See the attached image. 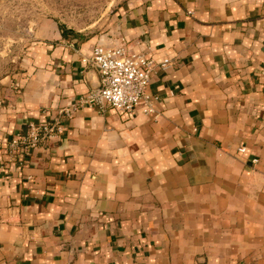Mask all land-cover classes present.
Wrapping results in <instances>:
<instances>
[{
    "label": "crops",
    "instance_id": "1",
    "mask_svg": "<svg viewBox=\"0 0 264 264\" xmlns=\"http://www.w3.org/2000/svg\"><path fill=\"white\" fill-rule=\"evenodd\" d=\"M107 2L99 32L42 20L0 89V264H264V0ZM121 38L154 62L159 116L83 106L10 158L98 85L81 58Z\"/></svg>",
    "mask_w": 264,
    "mask_h": 264
},
{
    "label": "built area",
    "instance_id": "2",
    "mask_svg": "<svg viewBox=\"0 0 264 264\" xmlns=\"http://www.w3.org/2000/svg\"><path fill=\"white\" fill-rule=\"evenodd\" d=\"M81 60L98 69V85L78 95L53 120L29 122L26 131L8 143L10 158L17 154L27 157L35 150L46 149L63 131L65 119L83 106L98 110L110 106L120 111L141 113L153 118L159 116L155 108L156 98L148 92L154 62L143 53L134 52L126 38H121L114 46L96 44L91 56L82 57ZM167 63L168 60H164L160 66L165 67ZM241 150L244 151V148Z\"/></svg>",
    "mask_w": 264,
    "mask_h": 264
},
{
    "label": "rangeland",
    "instance_id": "3",
    "mask_svg": "<svg viewBox=\"0 0 264 264\" xmlns=\"http://www.w3.org/2000/svg\"><path fill=\"white\" fill-rule=\"evenodd\" d=\"M107 1L0 0V89L11 83L18 85L15 76L29 65L27 51L42 20L50 18L61 22L59 29L65 27L62 21L71 22L77 25L76 29H81L82 24H93L97 20V24L86 28V31L99 32L107 21Z\"/></svg>",
    "mask_w": 264,
    "mask_h": 264
},
{
    "label": "trees",
    "instance_id": "4",
    "mask_svg": "<svg viewBox=\"0 0 264 264\" xmlns=\"http://www.w3.org/2000/svg\"><path fill=\"white\" fill-rule=\"evenodd\" d=\"M62 29V28H61Z\"/></svg>",
    "mask_w": 264,
    "mask_h": 264
}]
</instances>
